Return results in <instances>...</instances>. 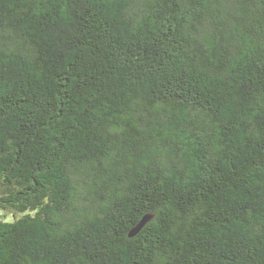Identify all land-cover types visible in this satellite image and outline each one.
I'll list each match as a JSON object with an SVG mask.
<instances>
[{
  "label": "trees",
  "instance_id": "1",
  "mask_svg": "<svg viewBox=\"0 0 264 264\" xmlns=\"http://www.w3.org/2000/svg\"><path fill=\"white\" fill-rule=\"evenodd\" d=\"M0 264H264V0H0Z\"/></svg>",
  "mask_w": 264,
  "mask_h": 264
},
{
  "label": "water",
  "instance_id": "2",
  "mask_svg": "<svg viewBox=\"0 0 264 264\" xmlns=\"http://www.w3.org/2000/svg\"><path fill=\"white\" fill-rule=\"evenodd\" d=\"M145 222H146V221H143V222L138 226V228L135 230V232L139 231V230L143 227V225L145 224Z\"/></svg>",
  "mask_w": 264,
  "mask_h": 264
},
{
  "label": "rangeland",
  "instance_id": "3",
  "mask_svg": "<svg viewBox=\"0 0 264 264\" xmlns=\"http://www.w3.org/2000/svg\"><path fill=\"white\" fill-rule=\"evenodd\" d=\"M9 218H11V217H9Z\"/></svg>",
  "mask_w": 264,
  "mask_h": 264
}]
</instances>
